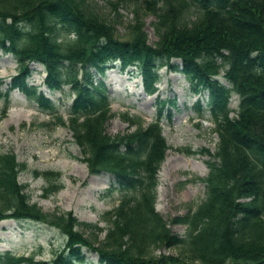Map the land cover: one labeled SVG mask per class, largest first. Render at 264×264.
Instances as JSON below:
<instances>
[{"label":"trees","instance_id":"1","mask_svg":"<svg viewBox=\"0 0 264 264\" xmlns=\"http://www.w3.org/2000/svg\"><path fill=\"white\" fill-rule=\"evenodd\" d=\"M113 1L133 6L124 39L117 38L93 0H0V51L17 65L0 91L3 107L16 90L53 116L55 126H65L42 92L27 85L30 65L41 66L46 90L67 87L73 95L66 126L88 174L111 176L108 191L120 195L102 216L107 227L98 241L96 224L77 222L70 213H43L30 204L17 182L24 165L13 154L0 153V221L48 224L64 235L63 247L49 262L3 252L0 264H82L84 252L93 253L99 264H264V0ZM146 14L154 18L153 45L143 30ZM115 63L119 71L136 70L146 96L156 93L161 67L182 74L192 94L206 93L217 144L207 154L203 201L169 221L185 226L184 237L173 235L154 209L156 175L168 150L159 123L170 102L158 101L145 126L123 115L131 130L106 135L111 112L103 76ZM232 94L238 101L234 110L228 108ZM195 109L200 116L198 100ZM158 247L173 254L152 260Z\"/></svg>","mask_w":264,"mask_h":264},{"label":"rangeland","instance_id":"2","mask_svg":"<svg viewBox=\"0 0 264 264\" xmlns=\"http://www.w3.org/2000/svg\"><path fill=\"white\" fill-rule=\"evenodd\" d=\"M135 1H142L143 4L145 0L131 2ZM93 2L100 14L114 25L117 38L124 39L133 23V6H114L113 0H110L112 6L107 0ZM153 21L151 15L143 16V30L149 45L156 41L151 28ZM173 63L179 66L178 61ZM16 67L13 57L0 51L1 92L6 90ZM30 69L27 85L35 86L37 91L42 92L65 126H55L53 116L14 90L9 93L5 107L0 101V153H11L17 163L24 165L17 182L24 186L30 204L36 205L43 213H70L77 222L96 224L101 230L97 234L100 241L107 227L102 216L115 207L120 195L116 191H108L113 184L111 176L88 174L66 126V110L72 93L67 87L57 92L46 90L42 85L43 68L31 64ZM157 74L156 93L145 96L136 70L128 68L119 71L117 63L106 68L103 82L111 117L105 125V133L114 137L130 131L123 115L138 118L145 126L153 121L158 101L170 102L164 105L159 123L168 150L156 175L154 209L173 235L184 237L185 226L169 224V221L193 212L203 201L205 185L202 180L208 171L207 154H213L217 137L212 132L213 125L205 110L206 94H192L189 84L179 72L161 67ZM217 80L227 87L223 77L219 76ZM197 100L201 108L200 116L195 109ZM237 102V97L232 95L228 108L235 109ZM168 113L169 119L166 117ZM186 151L191 153L186 154ZM45 173L58 174V177L54 180L53 176H45ZM81 231L84 236L89 235L87 230ZM73 232L80 231L77 228ZM63 245L64 235L55 226L29 221H0V253L29 257L33 262H49ZM173 251L158 247L150 255L154 260L170 256ZM84 255L82 264H99L93 253L84 252Z\"/></svg>","mask_w":264,"mask_h":264}]
</instances>
